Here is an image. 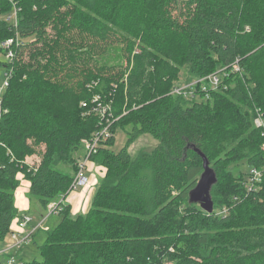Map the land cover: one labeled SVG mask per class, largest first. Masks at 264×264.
I'll use <instances>...</instances> for the list:
<instances>
[{"label": "trees", "instance_id": "trees-1", "mask_svg": "<svg viewBox=\"0 0 264 264\" xmlns=\"http://www.w3.org/2000/svg\"><path fill=\"white\" fill-rule=\"evenodd\" d=\"M14 2L17 25L0 19V44L18 37L1 104L0 244L21 216L22 174L42 207L59 199L62 217L39 246L41 261L24 264H264V176L249 191L241 171L231 170L242 162L264 169V128L254 124L264 115V0ZM12 10L0 0V15ZM75 36L93 43L83 52L85 41ZM119 37L127 42L126 68H79L94 42ZM182 66L191 74L186 84L203 97L201 79L220 70L223 86L208 90L204 102L177 95ZM95 95L112 101L116 120L113 137L91 155L107 175L88 213L71 218L60 196H68L82 141L102 128L81 105ZM127 125L129 138L116 153L114 133ZM143 134L159 144L134 159L129 146ZM195 149L217 173L213 193L223 179L226 186L212 195V214L189 201L203 172ZM36 155L33 166L27 158ZM60 165L73 166L74 175Z\"/></svg>", "mask_w": 264, "mask_h": 264}, {"label": "built area", "instance_id": "built-area-1", "mask_svg": "<svg viewBox=\"0 0 264 264\" xmlns=\"http://www.w3.org/2000/svg\"><path fill=\"white\" fill-rule=\"evenodd\" d=\"M13 6V10L9 15H7L6 20L10 23L17 25L18 23V14L21 11L20 8L17 7L14 0H9ZM249 30V28H246ZM18 43V37L10 38L4 40L0 44V50L3 52L4 62L8 66L5 70V79L0 85V106L3 101V94L6 88L9 86V81L12 76V65L16 58V52L13 48V45ZM235 70H239L237 65H234ZM225 74L223 71H217L208 77H205L200 80L201 83V91L205 93L206 96H201V94H197L194 84H185L180 87H176L173 93L177 95H184L187 99H196L201 96L205 98V100L209 99L208 90H219L221 86H223V79ZM226 88V87H225ZM82 107L86 109V114L88 115H96L100 120V126L102 128L95 132L90 139H85L82 141L83 149L85 150V155L82 160L78 162V170L75 174L74 180L67 192L70 193L76 192L81 187H86L90 183L91 177L88 173H90V169H88V164L92 163L91 155L97 152V148L102 141L107 140L108 138L113 137V133L110 129V126L116 121L113 116V103L110 100H104L101 95H95L92 102H82ZM2 111L0 112V119L2 116ZM254 124L257 128H264V115L258 112V116L254 121ZM264 149V147H263ZM92 170V169H91ZM264 176V169L258 168H249V172L246 175L245 186L249 191H257L261 187V182ZM66 198L62 195L61 201H64ZM61 206L59 203H50L48 206L49 215H59V208ZM228 209L220 211L218 214H227ZM49 216L42 218L37 225L31 226L33 223V218L29 214H22L18 216L12 223L10 232L7 238L12 239L14 243L4 246V243L0 244V264H24L25 261L23 259L17 258L14 254L13 250L16 248H21L23 245H28L31 243V237L39 230L43 228V225L46 223ZM165 264H175L174 262H167Z\"/></svg>", "mask_w": 264, "mask_h": 264}, {"label": "rangeland", "instance_id": "rangeland-1", "mask_svg": "<svg viewBox=\"0 0 264 264\" xmlns=\"http://www.w3.org/2000/svg\"><path fill=\"white\" fill-rule=\"evenodd\" d=\"M178 2H182L185 0H177ZM64 9H66L64 7ZM1 18H7V15H0V19ZM48 32L51 34V36L55 37L54 34H52V30L49 29ZM76 41L78 42H84V45H86V48L83 49V52L85 50L88 49L89 45L91 43H93V41L91 40L90 37H87L86 39H84L83 37H79L75 36ZM97 45V48H94V50L92 51L94 54L92 53H86L85 54V62H78V66L80 69H82L83 67H92L94 69H109V68H113L115 71L118 70H123L124 68H126V62H127V42L123 41V39L121 37L115 39V41L112 42H99L96 41L94 42ZM42 45V44H41ZM93 55V57H92ZM134 56V54H133ZM4 56H3V52L0 50V85H2L5 77V70L4 67H1V63L4 64ZM180 71V79L177 82V86L176 87H180L186 84L185 81V75H191L189 68L187 66H182L179 67ZM112 72V71H111ZM110 72V73H111ZM113 73V72H112ZM122 81V80H121ZM120 81V82H121ZM174 81V82H175ZM174 87V89L176 88ZM197 101L199 102H204L205 98L199 96L197 97ZM0 112H1V106H0ZM132 130V125H127V126H123V128L119 127L116 129L115 133H114V145L111 147L112 151L114 152H119L123 147H125L127 140L129 138V133ZM159 141L156 140L152 135L150 134H143L141 136L138 137V139L129 146V153L131 154V156L135 159L140 152L149 149V148H155L156 146H158ZM85 155V150L83 148H81L76 154L75 157L77 159V161L79 162L80 160H82L83 156ZM28 162L30 164H32L33 166L37 165V161L40 160V157L38 155L33 156L32 158H27ZM77 162V163H78ZM232 164V163H229ZM231 168V167H230ZM249 164L247 162H242L240 163V165L238 166H233V168L231 170L233 171H241L240 173H242L243 176L246 177V175L249 172ZM58 170L65 172L67 174H71L74 175V171H73V166L68 165V166H63L60 165L57 167ZM88 169H90V172L94 173V175L96 176L95 178L97 179L98 183L96 184V186L99 187V185L101 184V181L106 177L107 175V169L106 167L99 165L95 162L93 163H89L88 164ZM92 169V170H91ZM78 170V165H77V169ZM76 174V173H75ZM97 187V188H98ZM226 186L224 185V179L222 180V183L219 185L218 190L214 191L212 190V195L214 196H218V194H221L222 192H224V188ZM83 188V187H81ZM80 189V188H79ZM74 193V192H73ZM72 193H70L66 198H68ZM62 196H60L61 199ZM29 198V210L27 211V214H29L32 218H33V223L31 224V226H35L37 225L40 221H42L43 216H49L46 223L43 225V228L41 230H39L37 233H35V235L33 237H31V243L28 245H23L21 248H16L13 250L14 254L16 255L17 258L23 259L25 262H37V261H41L42 259V255H41V250L39 249V246H43L46 244L47 242V238L49 237V232L53 231L60 223L61 221V216L59 215H49V209L42 207V205L40 204L39 200L37 198H31L30 195H28ZM213 199V196H212ZM59 200V199H57ZM55 200L53 201L54 203H57L58 201ZM88 213V212H87ZM85 213V214H87ZM69 215L71 216V218H75L76 216H73L70 210ZM13 240L10 238H7L4 246L12 244L14 242H12ZM12 242V243H11Z\"/></svg>", "mask_w": 264, "mask_h": 264}, {"label": "crops", "instance_id": "crops-1", "mask_svg": "<svg viewBox=\"0 0 264 264\" xmlns=\"http://www.w3.org/2000/svg\"><path fill=\"white\" fill-rule=\"evenodd\" d=\"M93 163V161H92ZM91 177L88 186L80 188L76 192L72 193L68 198L65 199L67 205L71 208V213L73 216L81 215L87 213L93 203L95 193L97 190L96 184L98 183L94 173H88ZM17 180L19 181V186L15 192V205L18 208L20 214H26L29 210V198L31 182L24 179L22 174L17 175Z\"/></svg>", "mask_w": 264, "mask_h": 264}, {"label": "water", "instance_id": "water-1", "mask_svg": "<svg viewBox=\"0 0 264 264\" xmlns=\"http://www.w3.org/2000/svg\"><path fill=\"white\" fill-rule=\"evenodd\" d=\"M195 151L203 159V172L196 186L189 193V201L192 204H199L203 211L212 214L214 211V201L212 199V189L218 181L217 173L211 167L210 161L199 150Z\"/></svg>", "mask_w": 264, "mask_h": 264}]
</instances>
